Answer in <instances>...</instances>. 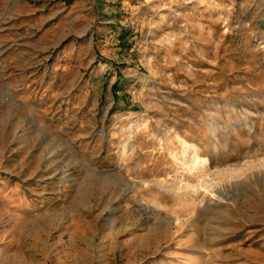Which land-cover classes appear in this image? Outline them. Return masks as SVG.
Listing matches in <instances>:
<instances>
[{
    "label": "rangeland",
    "instance_id": "obj_1",
    "mask_svg": "<svg viewBox=\"0 0 264 264\" xmlns=\"http://www.w3.org/2000/svg\"><path fill=\"white\" fill-rule=\"evenodd\" d=\"M78 2L0 50V264H264V0Z\"/></svg>",
    "mask_w": 264,
    "mask_h": 264
},
{
    "label": "crops",
    "instance_id": "obj_2",
    "mask_svg": "<svg viewBox=\"0 0 264 264\" xmlns=\"http://www.w3.org/2000/svg\"><path fill=\"white\" fill-rule=\"evenodd\" d=\"M36 0H0V50H2L1 55L4 57L6 55H10L8 52H18L20 49V44L22 41L28 40V50H32L30 46L33 41L35 42H43L45 32L49 31L50 33L56 32L58 28H61V25L66 22L69 18H72L74 21L78 19L77 9L83 7V3L79 4L78 0H63L59 1V6L56 9L53 8V11L50 14H46L44 12L38 11L37 5L35 4ZM40 1V0H39ZM44 8V6H43ZM21 9H23L26 15L21 13ZM25 18L32 22L34 25L44 26L42 28H36L34 31V37H23L19 33V22L20 19ZM52 19L51 24H48V20ZM47 22V23H46ZM67 32H64L62 35H59L56 39L54 36V40L60 41L66 36ZM76 38V37H72ZM75 48V47H74ZM76 49V48H75ZM48 50H45L44 47L34 49V54L36 57H42L46 54ZM51 53H55L57 58L52 61L50 68L43 70H38L40 72V76L43 77L42 81H28L29 84L24 85V88L31 89L37 88L39 86H44L45 83L58 85L61 82V76L65 72L63 68V60L60 58L69 55H65V51L63 48L58 47L56 51L52 49ZM75 55V50H73V54ZM14 57V55H12ZM4 63V59H3ZM77 64V63H76ZM42 74V75H41ZM35 76V72L29 74V78ZM25 83V84H27Z\"/></svg>",
    "mask_w": 264,
    "mask_h": 264
}]
</instances>
